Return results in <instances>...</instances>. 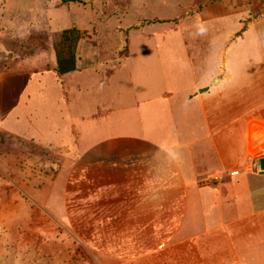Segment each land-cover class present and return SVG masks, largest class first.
Listing matches in <instances>:
<instances>
[{
    "label": "rangeland",
    "instance_id": "1",
    "mask_svg": "<svg viewBox=\"0 0 264 264\" xmlns=\"http://www.w3.org/2000/svg\"><path fill=\"white\" fill-rule=\"evenodd\" d=\"M71 27L80 31L79 70L57 76L55 44ZM235 40L256 49L234 57L264 66V0H0V264H135L122 256L158 246L163 255L154 251L144 264H264L255 250L252 258L201 257L197 247L167 243L173 227L69 219L72 199L86 200L103 180L105 153L158 154L105 140L141 137L133 125L143 102L158 98L162 133L174 124L182 142L204 135L194 97L182 101L207 65L229 59ZM238 78L257 82V74ZM257 157L243 170L259 171ZM250 182L255 188L264 177Z\"/></svg>",
    "mask_w": 264,
    "mask_h": 264
},
{
    "label": "crops",
    "instance_id": "2",
    "mask_svg": "<svg viewBox=\"0 0 264 264\" xmlns=\"http://www.w3.org/2000/svg\"><path fill=\"white\" fill-rule=\"evenodd\" d=\"M222 45L217 44L216 50ZM227 49L231 51L229 59L207 65L195 92L182 101L189 104L194 97L204 135L182 142L175 138L174 124L169 134L162 133L165 125L158 120V98L143 102L140 122L133 125L143 135L105 140L110 147H125L130 141L152 147L158 154L105 153L103 180L95 182V190L86 200L72 199L78 207L73 205L71 210L73 225L89 221L92 226L110 228L173 227L167 243H183L190 251L197 247L201 257L215 252L222 259H239L241 254L252 258L255 250L260 253L256 257L264 258V184L254 188L250 182L251 178L262 179L264 171L243 170L257 156L258 160L264 157L258 155L264 145V66L253 65L254 59L234 57V51H254L255 44L235 40ZM55 66L54 59V72ZM254 74L256 84L244 81L240 85L237 81L239 76ZM206 86L207 90L200 91ZM212 89L217 90L216 96L208 97ZM173 97L171 92L167 100ZM161 249L154 250L157 254L152 251L122 258L144 264L154 254L163 255Z\"/></svg>",
    "mask_w": 264,
    "mask_h": 264
},
{
    "label": "trees",
    "instance_id": "3",
    "mask_svg": "<svg viewBox=\"0 0 264 264\" xmlns=\"http://www.w3.org/2000/svg\"><path fill=\"white\" fill-rule=\"evenodd\" d=\"M79 37L80 31L78 28L71 27L62 31L61 37L54 48L56 54L54 70L57 75H64L77 69L75 52Z\"/></svg>",
    "mask_w": 264,
    "mask_h": 264
},
{
    "label": "water",
    "instance_id": "4",
    "mask_svg": "<svg viewBox=\"0 0 264 264\" xmlns=\"http://www.w3.org/2000/svg\"><path fill=\"white\" fill-rule=\"evenodd\" d=\"M207 89H208V87L206 86L204 88H201L200 91H205ZM259 168H260V171H262V172L264 171V157H261L259 159Z\"/></svg>",
    "mask_w": 264,
    "mask_h": 264
}]
</instances>
